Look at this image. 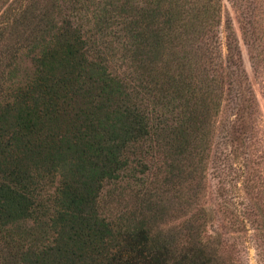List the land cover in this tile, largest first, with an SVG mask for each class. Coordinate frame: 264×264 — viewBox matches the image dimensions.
<instances>
[{"label": "trees", "instance_id": "obj_1", "mask_svg": "<svg viewBox=\"0 0 264 264\" xmlns=\"http://www.w3.org/2000/svg\"><path fill=\"white\" fill-rule=\"evenodd\" d=\"M222 19L223 0H0V264H231L196 201L224 103L233 149L256 113ZM108 192L147 202L116 217Z\"/></svg>", "mask_w": 264, "mask_h": 264}, {"label": "rangeland", "instance_id": "obj_2", "mask_svg": "<svg viewBox=\"0 0 264 264\" xmlns=\"http://www.w3.org/2000/svg\"><path fill=\"white\" fill-rule=\"evenodd\" d=\"M233 1L223 0L220 37L225 43L227 24L237 35L248 87L256 97V113L245 118L244 139L233 149L230 126L234 124L238 113L235 93L231 96V101L224 103L223 112L216 119L211 160L206 165L204 174L202 173L204 180L196 201L200 208L211 214L213 220L208 223V232L214 237L219 236L222 243L220 249L226 250L223 254L231 264H264V0H237L245 7V19L254 24V34L247 41L240 24L244 19L234 6L238 3ZM222 182L226 184L222 185ZM173 183L175 185L177 181ZM222 186L234 192L231 194L234 206L228 212L223 206ZM182 190L184 207L179 213L176 201L173 200V190H170L162 208V221H158L157 227L160 225L166 233L178 223L186 224L191 218L190 206H186L191 195L188 182ZM109 192L106 195L109 200L107 205L108 208L115 209L113 216L116 217L125 213L130 215V212L137 214L143 210L144 201L147 202L144 196L113 197ZM157 207L160 220V204Z\"/></svg>", "mask_w": 264, "mask_h": 264}]
</instances>
